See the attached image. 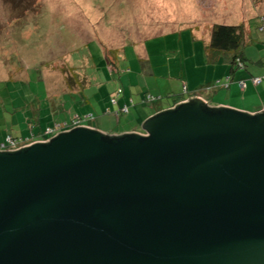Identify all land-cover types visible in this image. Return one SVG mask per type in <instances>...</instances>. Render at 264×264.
<instances>
[{
  "label": "water",
  "instance_id": "1",
  "mask_svg": "<svg viewBox=\"0 0 264 264\" xmlns=\"http://www.w3.org/2000/svg\"><path fill=\"white\" fill-rule=\"evenodd\" d=\"M142 131L0 152V264H264V111L194 98Z\"/></svg>",
  "mask_w": 264,
  "mask_h": 264
},
{
  "label": "rangeland",
  "instance_id": "2",
  "mask_svg": "<svg viewBox=\"0 0 264 264\" xmlns=\"http://www.w3.org/2000/svg\"><path fill=\"white\" fill-rule=\"evenodd\" d=\"M262 18L264 0H0V134L26 138L88 114L97 120L87 125L105 135L142 132L138 120L157 106L141 98L159 96L166 107L186 76L200 82L215 25L241 26L247 68L264 74ZM119 88L136 105L119 118L104 115ZM247 93L256 104L260 90Z\"/></svg>",
  "mask_w": 264,
  "mask_h": 264
},
{
  "label": "trees",
  "instance_id": "3",
  "mask_svg": "<svg viewBox=\"0 0 264 264\" xmlns=\"http://www.w3.org/2000/svg\"><path fill=\"white\" fill-rule=\"evenodd\" d=\"M260 26H261V22L259 20L258 31L263 33L264 30H260L261 28ZM245 39H246L245 31L241 26H229V25L213 26L211 30V35H210V41L205 47L206 59L210 65L217 63V61H220V62L222 61L225 64H227L228 65L227 71L229 72V76L226 78L225 77L222 78V80L219 79L217 81H214L210 87H207V90L218 91L219 93H227V91L230 88V85L233 83L232 76L236 75L237 73H244L248 75V81L250 82V84L254 88H257L258 91L260 90L261 95L259 96L264 95V91L261 90L262 86H264V75L254 76V73L251 74L247 68L248 57L244 51V47L246 45ZM220 58H223V60ZM254 79H260L261 82L256 85L253 82ZM234 83L235 85H237L240 91H245L247 89L245 86L246 81L237 80ZM182 84H183L181 87L182 94L179 97L174 96V98H172L173 105H169L170 107L168 109L174 108L179 103L185 102L190 99L197 98L196 94L188 92L187 85L185 82H183ZM240 84H242L243 87H241ZM87 85H88V80L86 78L85 83L84 81L79 82L78 91L80 89H83L84 87H87ZM124 96H125V91H123V89L121 88L117 89L115 92V95L110 98L103 114L113 115L116 118H119L124 115H128L130 108L135 106L136 103L132 98H129L128 100H126V103L120 104V101L122 100V97ZM161 101H162V98L159 96L147 95L141 98V103H148V102L157 103ZM83 102L84 104L88 103V100L83 101ZM155 114L156 113H154L153 115ZM95 120L97 119H94V117L91 114L82 115V116L74 115V116L69 117V120L63 119L61 122H54L51 126H47L42 131H40L38 134L31 135L30 137L21 138V137L12 136L10 134H4L3 138L0 141V145L6 144L7 139H11L12 141L16 142L19 145H27V144L47 140L49 139L51 134L46 135L45 134L46 131H52L53 135H57L62 132H67L76 127H87V128L93 129L92 128L93 126L91 127L90 125H87V123L89 122L92 123ZM124 135H127V134L118 135V136L116 135H109V136L110 137H123Z\"/></svg>",
  "mask_w": 264,
  "mask_h": 264
},
{
  "label": "crops",
  "instance_id": "4",
  "mask_svg": "<svg viewBox=\"0 0 264 264\" xmlns=\"http://www.w3.org/2000/svg\"><path fill=\"white\" fill-rule=\"evenodd\" d=\"M203 52L205 54V48H204ZM202 67H203L204 73H203V75H201L202 77H200L201 78L200 82H193V81H191V78L187 77V76H186L185 81L183 80L187 85V89H188L189 93L196 94L197 98L203 100L207 105H209L210 107H213V108L226 107V108H231V109H236V110L239 109L241 111H247L249 113H257L260 111H264V99L260 100L261 99V96H260V98H258V101L255 104L254 103L255 102V96H251L247 93V91L249 89L254 88L250 84V82L248 81V75L247 74L237 73L236 75H233L232 76L233 77V83L230 85V88L227 91V93H219L218 91L207 90V87H210L214 81H217V80L222 79L224 77L225 78L228 77L229 72L227 70H221V72L218 74V68H216L214 66L211 67L210 64L202 65ZM261 75H264V74H261L259 72L256 74L254 73V76H261ZM125 78H126L128 83H131L129 75H127V77H125ZM237 80L246 81L245 86L247 89L245 91H240V89L237 87V85H235L234 82H236ZM248 83L250 85H248ZM135 88L138 89L139 96L143 95L142 93H140V89L138 86H135ZM261 90L264 91V86H262ZM127 93L128 92H126L125 94H127ZM175 93H177L176 94L177 97H179L182 94L181 93V83L176 86ZM131 96H132V94H130L129 97H131ZM126 100L127 99H126V95H125L124 97H122L120 104L126 103ZM161 102L155 103L157 108H156V111L154 113H157L161 110H166L170 107L169 105L166 107H163L161 105ZM248 103H252L253 106L251 108H247L245 106V104H248ZM150 117L151 116H146L145 118L138 120V124H139L138 126L143 125V123ZM135 118H136V116H134V119ZM102 123H103L102 124L103 126L106 125V126L110 127L109 122L102 121ZM99 129L102 130V126ZM107 129H110V128H107ZM102 131L107 132V130H102ZM120 131H122V130H120ZM136 133L137 134H144L143 131L139 132L136 129H134V130L124 129L122 133L109 132L108 134L118 136V135H123V134H136ZM3 135L4 134H0V136H1L0 141L3 138Z\"/></svg>",
  "mask_w": 264,
  "mask_h": 264
},
{
  "label": "built area",
  "instance_id": "5",
  "mask_svg": "<svg viewBox=\"0 0 264 264\" xmlns=\"http://www.w3.org/2000/svg\"><path fill=\"white\" fill-rule=\"evenodd\" d=\"M261 28L260 30H264V18L261 19ZM256 85L259 84L261 82L260 79H254L253 81ZM241 87H243L242 84H240ZM185 90V88H184ZM77 128V127H76ZM46 135L48 134H51L49 139L52 138L53 136H56V135H53L52 134V131H46L45 133ZM48 140V139H47ZM40 142H46V140H43V141H40ZM30 144H27V145H19L17 144L16 142L12 141L11 139H7V142L6 144H1L0 145V152H11V151H16V150H19V149H22L26 146H29Z\"/></svg>",
  "mask_w": 264,
  "mask_h": 264
},
{
  "label": "clouds",
  "instance_id": "6",
  "mask_svg": "<svg viewBox=\"0 0 264 264\" xmlns=\"http://www.w3.org/2000/svg\"><path fill=\"white\" fill-rule=\"evenodd\" d=\"M35 143H36V142H35ZM31 144H32V143H31ZM31 144H30V145H31Z\"/></svg>",
  "mask_w": 264,
  "mask_h": 264
}]
</instances>
